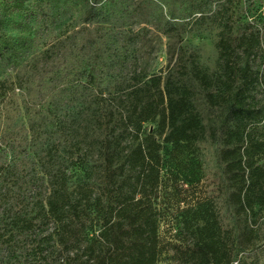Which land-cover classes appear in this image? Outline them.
I'll return each mask as SVG.
<instances>
[{"label":"trees","instance_id":"trees-1","mask_svg":"<svg viewBox=\"0 0 264 264\" xmlns=\"http://www.w3.org/2000/svg\"><path fill=\"white\" fill-rule=\"evenodd\" d=\"M128 1L10 0L2 5L0 70L13 74L0 79V159L20 158L25 169L22 158L34 153L31 165L40 166L50 177V197L45 206L39 201L38 207L12 194L13 183H6L11 212L31 214L21 224L23 260L157 264L170 250L171 258L181 264H264V243L256 244L258 234H264V162L259 164L257 157L263 150L257 135L263 129L264 110L254 96L264 79L255 69L262 57L264 22L259 29L242 23L238 15H222L216 45L219 76L210 78L197 67L196 54L188 51L182 55L185 76L167 77L161 89L157 78V89L150 93L128 72L137 62L139 42L128 23ZM148 1L153 14L174 6L163 28L178 39L199 24L206 7L214 3ZM75 10L83 26L53 42L35 70L27 64L34 39L13 38L3 31L13 15L47 27ZM203 119L216 158L223 164L226 193L218 200L204 197L180 203L185 207H179L177 214L188 242L162 243L159 213L150 194L158 195L165 164L170 165L174 182L185 177L191 188L198 185V162L189 164L193 160L188 163L184 158L197 155L206 143ZM153 122L161 142L150 138L129 150L127 139ZM92 156L102 184L92 202L72 205L66 197L67 166H86ZM186 162L195 173L181 170ZM5 168L0 162V176ZM52 223L53 237L35 238ZM50 242L55 243V252L48 249Z\"/></svg>","mask_w":264,"mask_h":264},{"label":"rangeland","instance_id":"rangeland-1","mask_svg":"<svg viewBox=\"0 0 264 264\" xmlns=\"http://www.w3.org/2000/svg\"><path fill=\"white\" fill-rule=\"evenodd\" d=\"M10 0H0V15L3 13L2 5ZM122 0H119L121 2ZM211 5L206 7L203 12L202 20L197 25H191L188 32L181 35L178 39L174 32H166L163 24L174 11V6L169 4L153 14L148 0H129L128 9L130 11L129 26L139 37L138 59L135 65H131L128 72L138 86L150 93L156 91V79L160 78L159 88L161 89L167 77L185 76L182 67V55L188 51L196 54V64L210 78H216L221 72V60L216 48L217 42L222 34L223 22L222 15H238L242 23H249L262 29L264 22V0H213ZM219 3V4H218ZM31 3H28L30 5ZM16 25V26H15ZM26 26V27H24ZM83 26L80 14L77 10L69 12L58 23L47 27L22 20L16 16H10L7 26L3 31L10 37H32L34 39V51L29 54L27 59L28 66L35 70L42 66V53L55 41L67 37L74 30ZM255 69L264 74V44L262 45V57L255 63ZM13 74L10 69L0 70V79ZM17 92V91H16ZM258 106L264 110V79L260 82L254 94ZM196 107L203 113V106L196 95H194ZM205 127L206 143L200 145V152L195 156H186L188 163L193 160L198 162L197 178L198 185L192 188L184 179L174 182L169 171V164H165L161 175L162 185L157 196L150 194L152 207L159 213L158 235L162 243L185 244L188 237L185 234L178 216V208L188 203L202 198H212L218 200L226 193V180L222 174L223 164L216 158L215 147L210 143L206 133V120H202ZM160 129L156 122L147 123L143 126L141 133L137 136L131 135L126 145L129 150L134 149L139 144L145 145L147 140L153 139L161 142L162 136L159 135ZM150 135V136H148ZM257 141L262 143V152L257 155L259 164L264 162V121L263 129L257 135ZM39 149V148H38ZM166 159L167 155L162 152ZM26 162L25 169L23 164H19L20 158L8 157L0 159L5 162V172L0 176V264H32L33 260L24 261L25 251L21 250V240L23 232L21 224L24 220L31 217V214L23 212L21 215H14L11 212L13 201L6 194V183H13L12 194L23 198L36 207L39 201L45 206L50 197V177L46 175L40 166L31 165L35 160V154H27L22 158ZM185 163V169L181 170L195 173V167ZM97 160L91 157L86 166L68 165L67 175L69 176L68 190L66 197L72 205H87L92 202L98 193V187L102 184V177L98 169ZM171 168V167H170ZM173 169V167H172ZM7 179V180H5ZM195 185V184H193ZM182 201V202H181ZM180 204V205H179ZM258 209L255 206L254 211ZM67 208H65V211ZM264 222V217H262ZM56 224L52 223L48 229L42 233L36 232L35 238L52 236ZM97 234V233H96ZM95 235V234H94ZM232 236V234H230ZM96 236V235H95ZM256 244L264 243V234H258ZM48 249L56 251L55 243L48 245ZM172 252L169 250L159 260L157 264H181L176 259L171 258ZM236 264V263H233Z\"/></svg>","mask_w":264,"mask_h":264}]
</instances>
